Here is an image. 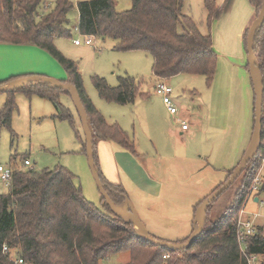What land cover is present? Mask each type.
Returning <instances> with one entry per match:
<instances>
[{
	"label": "trees",
	"instance_id": "obj_1",
	"mask_svg": "<svg viewBox=\"0 0 264 264\" xmlns=\"http://www.w3.org/2000/svg\"><path fill=\"white\" fill-rule=\"evenodd\" d=\"M249 2L257 19L264 0ZM132 3L131 10L119 12L113 0L79 2V33L113 40L117 51H142L151 55L153 76L158 80L194 75L205 77L211 85L219 59L213 47V37L202 34L197 23L183 14L184 0H132ZM43 4L44 0H0V44L38 47L65 70L68 77L65 82L77 88L87 110L94 137L95 165L105 190L115 206L123 207L128 198L127 192L122 186L106 179L97 146L100 141H109L138 157L135 143L120 127L109 124L96 109L85 91L77 63L66 58L55 46L56 39L72 38L67 25L74 5L68 0H57L51 11L40 14ZM204 5L207 22L211 25L220 18L222 11L217 7V0H205ZM179 25L183 27V33H179ZM248 33L249 29L244 36L246 53ZM254 53L264 82V23L256 32ZM247 68L250 72L249 65ZM26 77L1 82L0 86ZM118 81L117 87H111L106 79L97 75L92 77L99 97L106 102L125 106L134 104L139 97L149 98V94L141 91L142 83L134 78L124 76ZM18 93L37 95L50 101L56 109L55 119L73 123L74 115L61 102V95L68 93L52 89L46 83H34L6 92L7 100L0 111V127L11 126ZM262 125L261 149L237 179L242 180V186L235 202L216 221L211 218L213 207L225 192L210 204L203 234L189 249L178 252L139 239L135 226L114 214L105 199L102 198L103 209L89 202L82 189L75 184L76 176L68 168L60 166L54 170L37 171L25 167L28 159L24 158L23 167H10V190L0 194V264H15V257L28 264H98L126 252L130 253V261L126 264H163L166 255H170L168 264H247L237 242V221L262 168L264 108ZM84 149L86 151V142ZM236 168L228 173L224 183ZM262 195L264 177L256 197ZM207 198L195 206V213ZM4 246L8 247V254L3 253ZM248 251L264 259V229L248 240Z\"/></svg>",
	"mask_w": 264,
	"mask_h": 264
},
{
	"label": "rangeland",
	"instance_id": "obj_2",
	"mask_svg": "<svg viewBox=\"0 0 264 264\" xmlns=\"http://www.w3.org/2000/svg\"><path fill=\"white\" fill-rule=\"evenodd\" d=\"M56 1L44 0L39 13L51 11ZM68 1L74 5L69 15L72 38L59 39L57 43L63 51L58 50L77 63L85 91L96 109L109 124L120 127L135 143L138 157L130 154L136 165L128 170L131 180L124 181L129 201L147 231L159 240L170 242L177 235L186 233L193 220L194 205L200 197L210 195L224 183L250 144L255 93L247 68L248 55L244 46L242 56L227 50L224 40L227 22H221L219 18L209 25L205 0H185L184 14L194 19L202 34H211L214 42L216 40L214 48L219 59L211 85L203 76L179 75L168 80L177 99L178 118L190 124L194 119L198 124L194 137L178 139L170 134L172 127L177 128L178 118L170 115L162 99L155 95L151 55L142 51H117L114 49L116 42L110 39L94 38V44H89L75 27L78 2L90 0ZM113 1L119 12L133 7L132 0ZM217 7L221 9L218 1ZM178 31L184 32L181 25ZM76 40L82 45L76 46ZM95 75L106 79L111 87L119 85V77L130 76L142 83L141 91L149 94V99L139 97L134 104L125 106L106 102L93 85ZM152 99L154 103H151ZM6 100V93H0V111ZM15 102L17 109L11 126L0 127V166L23 167L26 158L37 171L66 167L76 176L75 184L82 189L85 198L103 209V197L88 163L84 149L86 139L72 99L66 94L61 95V102L74 115L73 123L55 119L53 104L37 95L18 93ZM136 173L141 175L140 178L151 175L160 183L163 181L162 197L157 199L156 195L145 192L139 186L141 182L135 181ZM241 186V179L235 181L217 200L211 216L213 221L231 208ZM9 190L0 179V194ZM260 200L264 202V195ZM243 210L246 211L244 218L260 215L256 222L264 226V204L256 203L250 193ZM129 261L130 253L126 252L98 264H126Z\"/></svg>",
	"mask_w": 264,
	"mask_h": 264
},
{
	"label": "crops",
	"instance_id": "obj_3",
	"mask_svg": "<svg viewBox=\"0 0 264 264\" xmlns=\"http://www.w3.org/2000/svg\"><path fill=\"white\" fill-rule=\"evenodd\" d=\"M217 1L219 2L222 11L220 16L222 20L221 22H227L226 25L224 26L225 46L227 50H234L233 52H231L232 54L235 53L236 55L242 56L243 46H244V36L246 34V31L250 29L251 25L256 20L255 9L250 4L249 0H217ZM77 10H78V4H77ZM182 11H184V6ZM206 17H207V11H206ZM79 19H80V15L78 11V21L75 27V30L77 32H79L78 31ZM67 26L68 29L71 30L70 19H69V24ZM58 41L59 39L55 40V46L59 48L61 51H63V49H61V47L58 46L57 43ZM215 42L213 40V47ZM81 45L82 42L80 45H76V46H81ZM25 76H45L49 78L58 79L63 82L67 81L68 78L66 72L58 64V62L44 50L30 45H14V44L1 43L0 44V83ZM155 81L157 83L159 80L155 78ZM175 100L177 102L176 98ZM154 102L155 101L152 99L151 103ZM192 122L193 123L191 124L189 123L190 130L188 132H183L180 128V125L177 122V128L172 127V129H170L171 136L178 137V139L180 138L183 140L185 139L187 140L190 137L191 138L194 137L198 132V124L196 121L194 122V119ZM155 128L157 127L155 126ZM154 133H155L154 136H156V132ZM97 148H98L100 166L106 179L113 184L122 186L126 190L124 181L126 180L129 182L131 180L130 178H132V175L129 176L128 170L131 169L132 165H136L133 163V161H135L133 159V156L127 151H124L119 146L109 141H100L98 143ZM139 176L138 173L134 175L135 181L137 183L141 182L139 186L145 192L156 195L157 199H160L163 195V189H164L163 181H161L160 183L151 175L148 176L144 175V177L141 178ZM210 195L204 196V198L200 197L201 199H199L198 202L194 205L193 220L192 223H190L189 229L187 228L186 233H184V235L183 234L177 235V237L172 238L170 242L178 243L187 240L189 238V236L193 233L197 220V216L195 213V206L198 203H200L202 200H204L206 197H209Z\"/></svg>",
	"mask_w": 264,
	"mask_h": 264
},
{
	"label": "water",
	"instance_id": "obj_4",
	"mask_svg": "<svg viewBox=\"0 0 264 264\" xmlns=\"http://www.w3.org/2000/svg\"><path fill=\"white\" fill-rule=\"evenodd\" d=\"M264 23V2L262 6V10L258 16V18L253 22L249 29L248 37H247V55H248V65L250 68V74L253 82L254 93H255V105H254V129L250 144L240 161L239 165L231 175V177L213 194H211L199 207L196 216V224L193 230V233L189 236V238L184 243H174L168 241H162L154 236H152L146 229L145 225L141 221L135 207L129 201V198H126L125 205L120 208L114 205L107 191L105 190L104 184L100 178L98 170L95 165V150H94V137L92 126L89 124V116L87 110L85 109L83 102L80 98L79 92L77 88L68 82H63L59 80H55L45 76H28L26 78H22L12 82L7 86H0V93H6L8 91H13L16 89L23 88L27 85L34 83H46L52 89H58L62 91H66L69 97L72 99L73 104L76 108V111L79 115L82 129L86 139V154L88 158V163L94 179L97 183V186L100 190V193L105 199L108 206L118 217L123 219L125 222L133 224L135 226L136 236L152 245L165 248L172 251H184L191 247V245L198 240L206 225V212L210 204H212L215 200H217L225 191H227L237 179L242 175V173L246 170L248 164L258 156V153L262 146V131H263V108H264V82L263 77L260 71V68L257 64V60L254 53V42L257 30ZM258 198L255 199V202H258ZM120 209L121 211H119Z\"/></svg>",
	"mask_w": 264,
	"mask_h": 264
},
{
	"label": "built area",
	"instance_id": "obj_5",
	"mask_svg": "<svg viewBox=\"0 0 264 264\" xmlns=\"http://www.w3.org/2000/svg\"><path fill=\"white\" fill-rule=\"evenodd\" d=\"M85 38L89 44H94V37L85 36ZM75 44L80 45L81 41L76 40ZM154 91H155V94L162 99V102H163L165 108L167 109V111L169 112V114L178 118L180 115L179 107H178L177 102H176L175 97H174V90L169 85L168 80H165V79L159 80L154 86ZM177 122L180 125V128L183 132H188L190 130V124L188 122L182 121L179 118H178ZM25 167L32 168V164H31L30 160L25 161ZM263 171H264V158H263V162H262V168H261L258 176L256 177V179L254 180L253 186H252L251 191H250V197L252 199L258 198V197H256V194H258L262 188L263 177H264V174L262 175ZM11 176H12V172H11L10 168L0 166V179L7 186H10V184H11ZM258 199H259L258 202H261L262 204H264V202L261 201L260 198H258ZM245 212H246L245 210L241 211V214H240L238 221H237V234H236V236H237V242H238L239 247H240L241 255L246 259L247 264H263V262H264L263 257L249 253V251H248V240L251 237L257 235V233L259 232L260 229H264V226H261V225L257 224V222H256L257 218L260 215H256L252 219L248 218V217L244 218L243 215L246 214ZM8 252H9L8 247L4 246L3 247V253L8 254ZM163 258H164L163 264H168V260L170 259V255H166ZM13 261L15 264H28L27 262H25L21 258L15 257V258H13Z\"/></svg>",
	"mask_w": 264,
	"mask_h": 264
},
{
	"label": "bare ground",
	"instance_id": "obj_6",
	"mask_svg": "<svg viewBox=\"0 0 264 264\" xmlns=\"http://www.w3.org/2000/svg\"><path fill=\"white\" fill-rule=\"evenodd\" d=\"M119 211H121L120 209H118Z\"/></svg>",
	"mask_w": 264,
	"mask_h": 264
}]
</instances>
